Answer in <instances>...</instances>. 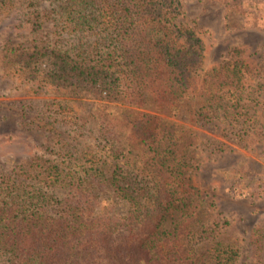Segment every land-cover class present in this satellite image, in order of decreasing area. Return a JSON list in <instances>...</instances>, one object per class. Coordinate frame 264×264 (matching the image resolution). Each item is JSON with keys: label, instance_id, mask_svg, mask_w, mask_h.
<instances>
[{"label": "trees", "instance_id": "trees-1", "mask_svg": "<svg viewBox=\"0 0 264 264\" xmlns=\"http://www.w3.org/2000/svg\"><path fill=\"white\" fill-rule=\"evenodd\" d=\"M33 1L0 0V11ZM248 1L264 4L225 0L246 16ZM181 8L182 0H52L30 12L34 28L53 20L75 41L30 56L11 48L7 58L30 76L47 57L45 77L62 93L100 98L93 123L104 144L101 154L69 147L0 174V264H234L236 242L205 228L210 209L187 175L200 158L191 128L152 111L181 107L191 122L245 128L240 118L253 117L259 92L247 90L237 48L203 70V41L180 25ZM250 236L249 264H262L263 228Z\"/></svg>", "mask_w": 264, "mask_h": 264}, {"label": "rangeland", "instance_id": "rangeland-1", "mask_svg": "<svg viewBox=\"0 0 264 264\" xmlns=\"http://www.w3.org/2000/svg\"><path fill=\"white\" fill-rule=\"evenodd\" d=\"M33 3L0 11V174L37 156L54 160L69 147L83 153L94 149L101 154L104 144L93 123L100 98L62 93L45 77L47 57H42L41 70L30 76L24 74L27 68L23 62L7 58L11 48L30 56L36 50L45 52L56 46L65 49L75 41L74 37L64 38L53 20L34 28L30 12L50 8L52 0ZM263 5L248 1L246 16L225 0H182L178 16L180 25L195 29L203 41L204 71L235 58L234 48L240 50L249 66L247 90L255 96L258 89L260 101L258 106L251 103L252 118H240L248 119L245 128L238 123L236 127L221 123L217 118L206 125L191 122L190 112L181 107L152 111L165 123L191 128L193 147L200 158L187 175L210 209L205 228L236 242L239 253L234 264L251 262L250 234L258 227L264 230ZM172 220L169 218L166 225ZM196 239L200 240L199 235Z\"/></svg>", "mask_w": 264, "mask_h": 264}]
</instances>
